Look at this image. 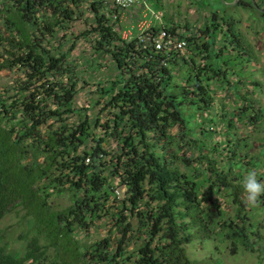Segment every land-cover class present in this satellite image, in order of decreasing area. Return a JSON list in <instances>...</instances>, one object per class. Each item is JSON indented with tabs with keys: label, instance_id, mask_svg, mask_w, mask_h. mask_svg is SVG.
<instances>
[{
	"label": "trees",
	"instance_id": "1",
	"mask_svg": "<svg viewBox=\"0 0 264 264\" xmlns=\"http://www.w3.org/2000/svg\"><path fill=\"white\" fill-rule=\"evenodd\" d=\"M134 7L0 0V76L14 77L0 84V264H225L188 249L215 240L231 255L264 248V197L246 206L242 190L249 169L264 181V135L252 154L237 125L264 134L263 89L228 65L251 58L253 44L217 12L197 29L173 21L125 37ZM83 19L88 29L74 31ZM163 31L186 49L157 50ZM83 39L90 55L77 57ZM215 88L238 108L218 109ZM218 126L223 139L210 144ZM60 196L70 204L56 207ZM15 210L27 240L9 250L2 224Z\"/></svg>",
	"mask_w": 264,
	"mask_h": 264
},
{
	"label": "rangeland",
	"instance_id": "2",
	"mask_svg": "<svg viewBox=\"0 0 264 264\" xmlns=\"http://www.w3.org/2000/svg\"><path fill=\"white\" fill-rule=\"evenodd\" d=\"M241 1V2H240ZM248 0H141V3L134 7V15L129 16L128 21L124 22V36L129 37L134 30L133 26L137 29L140 27L142 30L149 29L153 25L155 27H162L164 25H170L173 21L182 23L188 22L190 28L197 29L202 25L204 21H210L209 17L212 16L214 12L219 15L220 22H235L236 30H240L247 38L246 45L249 46L253 44L251 48L247 51L250 52L251 58L247 57L242 59L236 58L231 60L228 65L230 68L234 67L237 70V75L244 78L247 83L254 82L255 80L261 82L263 91L261 94L260 89L256 88L255 95H258L256 101L258 104L264 106V17L261 15L259 10H263L264 2L263 0H256L257 7L252 8L248 6ZM259 8V10H257ZM208 18V19H207ZM133 24H130L132 23ZM187 23V24H188ZM226 23V24H227ZM127 26V27H126ZM128 28V29H127ZM88 29L87 24L84 19L75 23L74 31L82 32ZM130 29V30H129ZM218 35V34H217ZM221 40V39H220ZM249 42V43H248ZM90 44L84 39L79 42L78 49L74 53L77 57H88L90 55ZM259 56V58H258ZM228 56H226L227 58ZM94 73L95 71L92 70ZM95 76L102 77L105 75L104 70H99L95 72ZM14 80L13 76L3 73L0 76V84L8 85ZM83 94L78 103L86 104L88 102V93ZM215 99L219 101L218 109L225 105L230 112L235 111L238 105L235 102V96L224 92L222 89L215 88ZM192 115H196V110L192 111ZM197 116V115H196ZM211 116V114H210ZM199 117L192 119L191 128L197 125ZM202 121V120H201ZM239 127V135L243 138L241 141H248L251 138L252 144V154L258 155L260 152V147L262 146V141L259 140L264 134L256 132L250 124L237 123ZM216 127V126H215ZM217 132L214 137L215 139H207L210 144L219 142L223 139V134L225 129L222 126H218ZM206 129V126H204ZM203 128L197 127V136H192L191 141L199 139ZM204 133V132H203ZM209 134V130L207 132ZM193 153L194 156L200 154L197 149H195V143ZM245 144V143H244ZM192 146V147H193ZM211 152L208 149L206 152ZM248 151L243 150L244 153ZM184 169V167H183ZM247 174V172H246ZM70 204V199L67 196H60L54 198V205L56 207H66ZM25 212L13 211L9 214L3 221L2 228L5 237V243L10 246L9 250L19 249L25 244L27 240V235L25 233L26 220L24 218ZM136 223V221L134 220ZM107 227H100L96 231L92 232V237L99 239L107 235ZM217 242H210L201 246L200 243H196L189 247L188 252L191 254L193 259L205 260L211 255L218 256L223 260L225 264H264V248L261 246L260 251L256 253L250 252H240L239 254L231 255L228 249L222 252L216 250ZM222 249V248H221Z\"/></svg>",
	"mask_w": 264,
	"mask_h": 264
},
{
	"label": "clouds",
	"instance_id": "3",
	"mask_svg": "<svg viewBox=\"0 0 264 264\" xmlns=\"http://www.w3.org/2000/svg\"><path fill=\"white\" fill-rule=\"evenodd\" d=\"M244 203L246 206H256L264 197V181L257 179V172L249 169L242 183Z\"/></svg>",
	"mask_w": 264,
	"mask_h": 264
},
{
	"label": "built area",
	"instance_id": "4",
	"mask_svg": "<svg viewBox=\"0 0 264 264\" xmlns=\"http://www.w3.org/2000/svg\"><path fill=\"white\" fill-rule=\"evenodd\" d=\"M115 7L122 8L125 10L130 9L131 7L136 6L141 0H110ZM154 44L157 50L167 51L172 50L173 48L183 51L187 47V42L185 40H173L168 37L165 31L162 32L161 37L154 39Z\"/></svg>",
	"mask_w": 264,
	"mask_h": 264
},
{
	"label": "crops",
	"instance_id": "5",
	"mask_svg": "<svg viewBox=\"0 0 264 264\" xmlns=\"http://www.w3.org/2000/svg\"><path fill=\"white\" fill-rule=\"evenodd\" d=\"M129 13H126V14H123V22H126V21H128V19H129ZM203 23V22H202ZM130 24H133V22L132 23H130ZM127 27V26H126ZM132 27L134 28V30H132L133 32L131 33V35H133V34H139V33H141L142 32V28L140 27L139 29H137V27L136 26H133L132 25ZM128 29V28H127ZM130 30V29H129ZM126 31V30H125ZM136 32V33H135ZM126 37V36H125Z\"/></svg>",
	"mask_w": 264,
	"mask_h": 264
},
{
	"label": "water",
	"instance_id": "6",
	"mask_svg": "<svg viewBox=\"0 0 264 264\" xmlns=\"http://www.w3.org/2000/svg\"><path fill=\"white\" fill-rule=\"evenodd\" d=\"M252 3H255V1H254V0H252Z\"/></svg>",
	"mask_w": 264,
	"mask_h": 264
}]
</instances>
